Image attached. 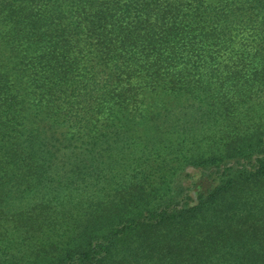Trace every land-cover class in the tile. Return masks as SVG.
Segmentation results:
<instances>
[{"label": "trees", "instance_id": "trees-1", "mask_svg": "<svg viewBox=\"0 0 264 264\" xmlns=\"http://www.w3.org/2000/svg\"><path fill=\"white\" fill-rule=\"evenodd\" d=\"M0 264H264V0H0Z\"/></svg>", "mask_w": 264, "mask_h": 264}, {"label": "rangeland", "instance_id": "rangeland-1", "mask_svg": "<svg viewBox=\"0 0 264 264\" xmlns=\"http://www.w3.org/2000/svg\"><path fill=\"white\" fill-rule=\"evenodd\" d=\"M262 111V108H259L258 106H252L251 108L248 106V104L238 108L240 116L246 117H258V115H260Z\"/></svg>", "mask_w": 264, "mask_h": 264}]
</instances>
